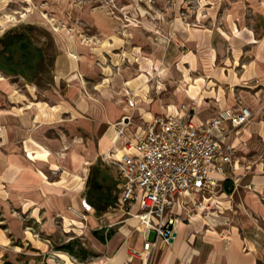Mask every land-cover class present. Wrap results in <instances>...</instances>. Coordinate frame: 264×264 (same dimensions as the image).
Wrapping results in <instances>:
<instances>
[{"label": "rangeland", "instance_id": "rangeland-1", "mask_svg": "<svg viewBox=\"0 0 264 264\" xmlns=\"http://www.w3.org/2000/svg\"><path fill=\"white\" fill-rule=\"evenodd\" d=\"M70 37L74 38L72 43ZM263 40L264 0H0V116L5 109V112H12L11 118L34 122L35 109L29 108L35 105L34 102L48 98L47 94L56 89L66 95L71 84L69 76L80 71V62L85 63L90 81L98 84L104 77L98 85L99 90L111 86L116 72L125 74L129 70L136 74L131 77L130 82L148 74L150 90L149 83L156 70L168 69L166 82L171 92L168 96L181 90L180 86L184 83L182 73L187 71H191L193 78L211 74L212 78H206L217 86L221 81L214 72L217 69L219 77L223 79L229 76V70L233 67H229L230 61L227 64L226 62L235 54L233 47L238 44L241 49L242 65L236 69L240 76L244 73V66L252 63L255 58L262 56L261 59L264 60ZM135 47L142 48L147 57H157L158 61L145 56L139 59L141 49L132 51ZM213 47L223 48L219 58L216 50L213 56L217 57L211 56ZM71 51L79 59L68 56L70 71L63 78L57 73L60 57ZM198 59L199 73L191 69ZM209 59L213 61L214 68ZM139 65L141 70L138 73ZM257 71L260 77L241 79L238 82L239 87H217L232 96L231 104L235 103V91L237 102L251 107L253 118L246 132L250 134V127L261 131H256L254 137L239 148L238 160L241 165L239 177L236 178L237 184L234 182L231 191L226 188L219 190V209L213 203L210 210L204 211V218L208 220L212 217L217 219L229 216L233 225H237L233 219H241L242 232L254 226L264 229V68L259 65ZM62 79L65 80L57 85L55 80L60 82ZM124 84L126 85V80ZM186 102L193 101L187 99ZM37 105L47 115L44 104ZM16 106L20 113L28 110L19 115ZM86 116L92 119L89 114ZM62 122L54 125L55 129L48 130L46 135L72 140L68 150L71 154L79 151L87 157L98 146L96 130L98 132L100 126L94 127V131L87 135L81 130L82 127H71V119L65 118ZM10 124L12 128H19L17 121H11ZM35 126L36 124L31 125L26 133L29 134ZM3 127H7L6 124L0 123V129H4ZM108 129L109 125L106 124L104 131ZM23 130L25 129L22 126L21 131ZM113 130L117 136L118 128L113 127ZM0 134L2 135L1 132ZM71 154L60 155L63 156V161L59 166L76 173L74 167L67 165L73 162ZM84 159L91 163L95 161ZM86 165L88 168L85 167L84 172H88L85 176L67 172L66 184H57L61 180V174L57 170L52 171L48 179L59 190L67 192L63 189L66 188L76 192V196L80 182L86 178L84 197L89 195L91 187H96L95 197L102 207L107 205V209L100 211L94 204L96 216L87 222L82 231L83 223L78 220L74 223L73 216L69 214L72 200L70 197L65 198L62 191H59V196L64 199L61 207L49 216L43 215L39 221L33 219L32 211L0 196V264L108 263L116 251L111 250L110 246L116 236H121L118 231L121 225H114L109 229L100 227L115 224L120 218L113 212L117 201V167L107 157H100L94 166L89 163ZM225 192L232 204L226 201ZM223 206L231 209L222 211ZM198 214L197 208H192V218ZM63 216L66 225L63 223ZM101 218L102 221H99ZM136 223L133 219L129 221V224ZM72 226H76L77 231ZM66 228L70 233H66ZM216 229L222 231L219 226ZM28 232L35 237L31 235L28 238ZM122 232L128 235L129 227H123ZM152 239H155V233L152 234ZM139 241V236H135L130 242L125 240L122 245L120 242L121 247L118 250L124 245L125 250L129 249L130 243L139 245ZM161 254L162 250L148 264H158ZM136 262L144 264L141 260Z\"/></svg>", "mask_w": 264, "mask_h": 264}, {"label": "crops", "instance_id": "crops-1", "mask_svg": "<svg viewBox=\"0 0 264 264\" xmlns=\"http://www.w3.org/2000/svg\"><path fill=\"white\" fill-rule=\"evenodd\" d=\"M236 45V47H233L235 54H232L226 62L227 64L230 61L229 67H233L229 70V76L226 79H223L222 77H219L217 69L214 72V75L219 81H221L217 86H214L207 79L210 75H202L198 78H193L191 71H187L186 73H182L184 76V83L180 86L182 91H177L175 95L168 96L171 93L170 86L166 82V89L164 88L160 90L164 85L159 82L160 78H163L165 81L167 80L168 69L165 72L156 70V74L152 76V81L149 83L151 87L150 90L148 88V74H144L143 76H140V78L134 79L133 82H130L132 81L131 77L136 74H134L132 70H129L126 71L125 74L117 73L115 71L116 74L112 78V82H115L114 85H112L111 82V86L99 90L98 85L104 80V77L98 84L90 81L88 76L89 72L85 63L80 62V71L74 72L69 76L71 78V84L66 95L61 94L56 89L54 92L47 94L48 98L34 102L35 105L29 108L35 109L34 122H27L24 119L14 117L11 118L10 115L12 112L9 110H6L5 112L4 109L0 116V123L6 124L7 126L3 127L6 131L3 132V137L0 138L1 198L4 200L11 199V201L15 202L22 208H25L27 211H32L33 219L36 221H39V218L41 219L43 215H51L61 207L64 199L61 195L59 196V191L65 193V198H71V206L83 208L86 203L94 206L88 196L84 197L87 183L86 178L80 182L78 187L79 193L75 196V193L66 188L62 187L67 192L59 190L55 183L54 185L49 181L48 175L50 176L52 171L57 170L61 174V180L57 182V184H66L68 177L67 172L87 175L88 171L84 172V168L88 165H86V163L93 165L96 160L103 157L107 152L109 153L110 150L115 153L116 157H119L123 152L121 149L124 150L125 144L124 139H118L119 124L126 117L125 122H129L128 116L132 118L133 124L126 127V133L131 136L134 133L140 132L145 122L150 121L153 117L180 112L183 104H191L186 102L187 99L192 101H195L194 99H196L201 103V107L195 116V120L201 122L210 120L223 108L239 107L241 103L237 102L234 90H232L234 91V95H232L235 98V103L231 104L233 102L232 96H229V93H227L226 90H220L217 87L219 85H230L232 88H236L239 87L238 82L241 79H256V77L259 76L257 66L261 65L262 68H264V60L261 59L262 56L260 58H255L252 63L244 66L243 75L238 76L236 69L242 65L240 62L242 58L240 54L241 49H239L238 44ZM139 48L140 47H135L132 51H136ZM140 49L141 54L138 57L139 59H141V56H145L142 48ZM214 50L218 52L217 56L219 58V53L220 51H223V48L217 49L213 47L211 56H213ZM109 58L112 59L111 57ZM147 58L158 61L157 57H155L156 60L153 56ZM210 59L209 63L211 62V65L213 66V61ZM100 66H102V64H100ZM151 66L153 70L152 61ZM199 66L200 61L198 59L194 66H191V69H195L199 73V70H197ZM162 68L164 69V67ZM115 69L117 68L115 67ZM139 70H141V65L138 66V73ZM65 79H62L60 82L55 80L56 84H61ZM125 80L126 85L124 84ZM92 85L93 88L91 87ZM158 86H160V88H158ZM143 88L144 90H142ZM91 92L94 93L92 94ZM131 96L135 97V107L129 106L127 102V97ZM38 103L44 104L47 115L42 112V108L37 105ZM18 106L23 107V105L20 104H18ZM18 106L15 107L17 112L19 111L17 108ZM243 106L250 107L247 105ZM215 109L218 110L215 112ZM26 110H24L23 113L18 112V114L22 115ZM88 114L92 119H89L86 116ZM65 118L72 120L71 127L78 125L79 127H82L81 130L87 135H90L94 131V127L98 128L100 126L98 132L96 130L98 146L89 152L87 157L83 156L79 151H74L73 154L68 151L69 146L72 145V140L66 137H50L46 135L48 130L55 129L54 127L56 126L54 125L63 123L62 121H64ZM11 121H17L20 129L12 128V125L10 124ZM33 124H36V126L31 128L29 134L26 133V130ZM106 124L109 125V129L104 131V126ZM22 126L25 129L23 131H21ZM113 127L118 128L117 136H115L116 134L114 133ZM249 129L250 134L247 132L244 134L246 140H251L256 131H261V129L259 130L258 128L252 129V127H250ZM100 134H105V136H101ZM232 139L233 136L229 138V140ZM62 154L72 155L73 162H70V164L68 162L66 163H68V166L74 167L76 173L72 172L70 169H64L59 166L62 165L63 156H60ZM84 158L94 159L95 161L91 163L85 161L86 159ZM116 177L119 179L118 168ZM233 186V182H228L225 188L228 191H231ZM261 190L258 192H261ZM224 196L226 201L232 204V200H228L229 195L227 192L224 193ZM216 207L219 209L217 204ZM223 207L224 209L221 210L225 212L231 209L228 208V206ZM69 214L73 216L72 221L74 223H76V220L80 221L72 214L70 209ZM93 217L94 216L91 218ZM202 217L204 218V216ZM99 221H102V218L99 219ZM233 221H236L235 223H237V225H233L232 218L229 216H222L217 219L212 217L210 220L206 218L203 220H194V218L190 219L188 212L185 211L183 220L179 224L178 234L173 246H165L161 249L162 254L158 264H264V229L254 226L252 229L242 232L241 219H233ZM63 223L66 225L64 216ZM83 225L84 228H82V231L85 229V224ZM111 225L112 224H105L103 227L104 229H109L112 228ZM125 226L121 225L119 227L118 231L121 236H116L113 244L110 246L111 250L116 251L106 264H139L136 260L140 259L134 258L132 260L130 258V249H143L144 241L142 235L136 232L131 236L130 228V233L128 235L125 234L122 232V229ZM218 226L221 228V232L217 229L215 230ZM75 227L76 226H72L71 228H74V231H77ZM66 233H70L67 228ZM31 235L35 237L33 233L28 232V238H30ZM223 235H229L231 237L232 241L230 244L227 245L224 242L222 239ZM135 236H139L140 238L139 245H131L130 243L129 249L125 250L124 245L118 250L125 240L130 242ZM121 237L124 239L123 242ZM120 242L122 243L119 246ZM117 245L119 246L118 248ZM40 250L44 251L43 249ZM161 250L158 253H160Z\"/></svg>", "mask_w": 264, "mask_h": 264}, {"label": "built area", "instance_id": "built-area-1", "mask_svg": "<svg viewBox=\"0 0 264 264\" xmlns=\"http://www.w3.org/2000/svg\"><path fill=\"white\" fill-rule=\"evenodd\" d=\"M159 82L164 86L158 88L166 89V81ZM127 102L135 107V97H127ZM200 107L196 100L183 104L180 112L153 117L131 136L126 127L133 124L132 118L128 116L127 123L124 118L118 139L125 140V153L118 158L110 150L103 156L119 170L113 212L120 218L111 227L127 225L131 236L138 232L144 241L142 250L130 249L132 260L148 264L165 246L172 247L185 211L191 219L192 208L210 210L221 188L228 182L237 184L239 148L247 142L244 134L253 111L241 103L201 122L195 120ZM70 211L85 225L97 213L87 203L83 208L71 206ZM132 219L136 225L129 224ZM222 239L227 245L232 241L229 235Z\"/></svg>", "mask_w": 264, "mask_h": 264}, {"label": "bare ground", "instance_id": "bare-ground-1", "mask_svg": "<svg viewBox=\"0 0 264 264\" xmlns=\"http://www.w3.org/2000/svg\"><path fill=\"white\" fill-rule=\"evenodd\" d=\"M24 18V17H23ZM43 18H45L48 22L51 23V20L46 16V15H43ZM13 19V18H12ZM55 29L57 31H59V28L55 27ZM70 42L72 43V39H74L73 37H70ZM68 56H71L73 57L74 59H79V56L75 53H73L72 51L67 54L65 53V55L61 56L60 57V63H59V66H58V69H57V73L60 74L63 78L66 77L70 71V63H69V57ZM189 62V61H188ZM159 71V70H158ZM162 71V70H161ZM163 72V71H162ZM165 72V71H164ZM209 78H212L211 74L209 76ZM193 99V98H192ZM197 102H199L198 100H196ZM3 132H4V129H2V135H1V138L3 137ZM123 151L118 158H121L123 156V154L125 153V150H122ZM76 193V192H75ZM219 197L215 198L214 200V205L216 206L217 204V201H218ZM203 207H200L199 208V214L196 215L194 217V220H203L204 218L202 216H204V208H203V211L201 212L200 209H202ZM217 208V207H216ZM67 218V217H66ZM202 232V231H200Z\"/></svg>", "mask_w": 264, "mask_h": 264}, {"label": "trees", "instance_id": "trees-1", "mask_svg": "<svg viewBox=\"0 0 264 264\" xmlns=\"http://www.w3.org/2000/svg\"><path fill=\"white\" fill-rule=\"evenodd\" d=\"M41 59H43L42 55H41ZM92 177H93V175L91 174V179H92ZM118 182H119V179L116 177L115 186L117 185ZM95 191H96V187L90 188L89 195H88L89 200L91 201V203L95 204L99 208L100 211L107 209V205L105 207H102L100 201L96 199V197H95L96 192Z\"/></svg>", "mask_w": 264, "mask_h": 264}]
</instances>
